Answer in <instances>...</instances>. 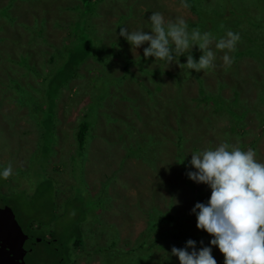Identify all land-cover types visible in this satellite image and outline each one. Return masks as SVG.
<instances>
[{"label": "rangeland", "instance_id": "obj_1", "mask_svg": "<svg viewBox=\"0 0 264 264\" xmlns=\"http://www.w3.org/2000/svg\"><path fill=\"white\" fill-rule=\"evenodd\" d=\"M214 4L220 17L180 0H0V172L12 167L0 177V205L41 238L25 262L180 264L171 250L191 239L223 264L191 211L211 189L186 173L195 171L192 153L225 140L264 162V2ZM153 12L217 37L239 33L234 63L225 67L214 44L216 67L206 71L180 68L174 51L166 68L145 58L148 43L133 50L119 31L150 34ZM76 31L91 45L86 57L68 54ZM191 55L198 63L203 52L194 46Z\"/></svg>", "mask_w": 264, "mask_h": 264}, {"label": "clouds", "instance_id": "obj_2", "mask_svg": "<svg viewBox=\"0 0 264 264\" xmlns=\"http://www.w3.org/2000/svg\"><path fill=\"white\" fill-rule=\"evenodd\" d=\"M180 7L190 9L191 5L187 0H180ZM150 25V34L143 30L129 34L126 27H121L119 35L126 37L133 50L148 43L144 57L165 61L162 68L173 61L174 51L180 68L197 72L214 69L217 56L210 47L213 44L224 53L221 57L224 66L231 67L235 58L230 53L237 51L241 40L239 33L231 30L220 37L199 28L190 30L183 16L165 20L160 12H153ZM224 27L220 25L221 29ZM194 46L203 52L198 63L191 55ZM186 52L189 53L187 64H179L178 57ZM222 89L219 93L223 96ZM190 165L195 171H188L187 177L211 189L207 203L197 202L191 210L196 215V227L213 237L210 245L219 249L223 264H264V162L257 160L252 148L243 150L225 140L215 148L192 153ZM11 175L10 164L0 172L4 179ZM195 243L189 239L187 248H192L191 252L173 247L171 255L178 257L180 264H217L212 247L204 246L197 252ZM200 243L203 245V241Z\"/></svg>", "mask_w": 264, "mask_h": 264}, {"label": "water", "instance_id": "obj_3", "mask_svg": "<svg viewBox=\"0 0 264 264\" xmlns=\"http://www.w3.org/2000/svg\"><path fill=\"white\" fill-rule=\"evenodd\" d=\"M10 207H0V264H26L23 254L31 249ZM26 247V248H25Z\"/></svg>", "mask_w": 264, "mask_h": 264}, {"label": "trees", "instance_id": "obj_4", "mask_svg": "<svg viewBox=\"0 0 264 264\" xmlns=\"http://www.w3.org/2000/svg\"><path fill=\"white\" fill-rule=\"evenodd\" d=\"M90 0H80V2H82V4L84 2H89ZM264 2V0H261ZM187 2L191 5L190 10L197 12V13H203V16H214L215 18L220 17L221 15H223L222 13L218 12L217 9L218 7L216 6V4L214 5H210L211 3L214 2V0H212L211 2L207 1L204 2V8L200 7L199 4H201L203 1L201 0H187ZM205 7H207L208 9H205ZM234 8V7H233ZM228 11L230 12L229 14H233V12L231 11L230 7L227 6ZM213 10L215 12H213ZM87 14H85L84 19L82 20V23L86 22L88 20V16H86ZM240 14H237V16ZM242 15H245L244 13H242ZM214 17H211L209 20H212ZM81 39H83V41H81ZM74 42L73 46L76 45L75 48H70L69 50H72L71 52L69 51L68 54H72L74 56L79 55L81 57H86L90 50H91V45L89 43V41L86 39V35L82 32H78L76 31L75 33H72V39L69 41L68 44ZM67 44V45H68ZM120 54V53H119ZM70 64H75L76 63V58H73L72 60H69ZM88 127V125L86 124L85 120L79 122L78 124V129L76 131L75 134V140H76V145L80 146L83 144L84 141V136H85V131L86 128ZM201 191H198L197 189L194 191V193L199 194L200 195ZM197 198H199V196H196ZM198 202H200V200H198ZM170 220V216L169 214L165 213L160 217V222H164V221H169Z\"/></svg>", "mask_w": 264, "mask_h": 264}, {"label": "flooded vegetation", "instance_id": "obj_5", "mask_svg": "<svg viewBox=\"0 0 264 264\" xmlns=\"http://www.w3.org/2000/svg\"><path fill=\"white\" fill-rule=\"evenodd\" d=\"M2 206H4V205H0V207H2ZM13 212V211H12ZM14 214V213H13ZM15 216V215H14ZM15 220H16V217H15ZM16 222H17V220H16ZM18 223V222H17ZM19 225V224H18ZM27 236H29V238H26V240H27V244H26V247L28 246V245H35L37 242H39V241H41V238L40 237H33V236H31V235H28V234H26ZM48 241H50V240H45L44 242L46 243H48ZM25 247V248H26ZM31 249H32V246H31ZM30 250V249H29ZM29 250H27V251H29ZM26 251V252H27ZM25 252V253H26ZM24 253V254H25ZM24 254H23V261L25 262V259H24ZM59 259H57L56 261H58ZM53 261L54 260H52V262H48V263H45V264H53ZM26 264H28L27 262H25Z\"/></svg>", "mask_w": 264, "mask_h": 264}]
</instances>
